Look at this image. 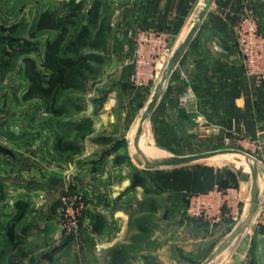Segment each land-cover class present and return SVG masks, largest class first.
Segmentation results:
<instances>
[{
  "label": "crops",
  "instance_id": "1",
  "mask_svg": "<svg viewBox=\"0 0 264 264\" xmlns=\"http://www.w3.org/2000/svg\"><path fill=\"white\" fill-rule=\"evenodd\" d=\"M114 1L118 5L114 14L118 32L110 38L105 69L96 84L83 88V98L79 102L75 99L81 108L71 109L70 123L67 121L58 128L48 142L25 137L27 121L41 112L38 110L37 115L36 109L32 112L20 109L27 90L23 59L26 56L34 58L32 53L24 54L20 59L21 90L11 87L5 91V97L17 99V109H0V256L11 243L25 242L31 249L32 245L42 246V243H51L61 237L56 214L57 191L66 189L69 182L97 185V191L91 192L92 201H88L83 226L90 233L88 227L97 224L98 230L90 234L103 242L105 249L106 243L131 246L133 236L139 233L132 225L141 201L149 195L160 199L156 225L152 220L154 227L150 226L148 230L150 235L144 249L131 252L124 264H146L144 257L147 256L161 258L165 264H176L170 261L169 255L172 244H178L179 236L184 238L183 247L206 243L214 245V250L237 225L227 218L210 231L202 221L189 223L185 218L188 196L209 190L216 183L231 184L225 182L224 170L207 172L205 168L196 167L198 163L156 167L149 173L146 185L131 186L130 172L137 170L138 164L130 149L115 143L122 139L127 125L137 117L138 108L146 103L145 99L146 104L149 103L158 85L153 92L148 86L131 85L129 55L122 49L127 32L124 27L137 24L146 29L165 31L176 51L189 27L206 9L208 0ZM248 10L254 13L259 29L264 33V0L211 1L200 30L151 115L152 137L161 152L171 156L188 155L187 138L209 145L213 140L224 139L235 127L238 131L244 127L248 135H260L264 139V83L246 77L236 48V26ZM186 95L189 105L181 102ZM79 134L82 136L77 144L81 154L74 160L88 164L82 165L80 172L70 178L67 168L55 166V156L51 153L58 151L62 136L74 145ZM114 143L116 145L109 148ZM125 153L130 156L128 165L114 162ZM99 155L101 162L90 164ZM256 161L261 164L264 174V158ZM247 177L251 182L250 169ZM249 192L247 187L245 194L249 196ZM92 194L93 197L98 195L99 200ZM152 205L145 204L139 213L152 214ZM11 225H14L13 241L8 237ZM170 226L176 235L172 240L168 231ZM40 250L38 248V252ZM29 258L33 256L29 255ZM214 264H264V231L248 229Z\"/></svg>",
  "mask_w": 264,
  "mask_h": 264
},
{
  "label": "rangeland",
  "instance_id": "2",
  "mask_svg": "<svg viewBox=\"0 0 264 264\" xmlns=\"http://www.w3.org/2000/svg\"><path fill=\"white\" fill-rule=\"evenodd\" d=\"M77 5L79 6V11L69 22L70 32L65 47L77 44L78 52L76 53L85 54L88 57V61L74 79V84H76L77 88L62 92L60 100L67 102L71 99H78L79 102L83 98V88L88 84H96L98 76L103 73L110 54V38L115 31L118 32V30L115 29L117 17L114 15L117 10V3L114 0H0V109H17V99H15L14 96L12 98L5 97V91L9 90L11 87L21 90L23 86V82H21L23 80V71L20 59L24 54L21 50L23 48L32 49L28 54L32 53L41 66L46 42L49 39L55 38L59 33L54 30H46L36 32L35 37L31 38L30 34L32 31H35L39 15L49 10L55 11L60 17H63L75 9ZM128 28L124 27L123 30L127 31ZM123 30L121 29L122 33ZM163 72L157 81L147 87L151 89L152 92L155 86L160 83ZM26 84L28 88V80H26ZM145 101L147 103L146 99ZM146 103L138 108L137 117L127 125L124 134L122 133V139L115 141V143L125 141L121 146L131 150L138 164V169H133L132 172H130L131 186H133V178L136 171H138L139 176L143 177L145 181L144 185H146V181L150 178L149 173H153L154 169L157 167L149 163L144 153L138 151L134 144L136 134L140 129L142 115L147 106ZM20 109H30V111L36 109L37 115L39 114L38 110H41L38 116L30 119L31 121H27L25 137L28 139H42L43 142H48L50 137L56 134L58 128L64 126L67 121L70 123L73 118V111L71 110L73 108L66 110L61 116L55 117L48 112L46 104L37 99H23V103L20 104ZM151 119L152 117L150 116L146 122L147 124L144 126L145 133L141 139V143L143 144L142 149L145 150V148H147L151 154V158L171 156L161 152V149H159L160 147L155 145L152 137ZM135 122L138 124L137 128L135 127ZM81 136L82 135L79 134V136L74 139V145L76 147L67 143V138L62 136L58 144V151L51 153V155L55 156V166L63 170L67 168L68 172L71 173H69L70 178L72 175H77L80 172L82 165L85 166L88 164L74 160L81 154V147L77 144L80 142ZM115 143L110 145L109 148H113V146L116 145ZM187 143L188 155L223 149H235L249 155V159L233 154L220 155L196 164V167L201 169L205 168L207 172L224 170L225 182L231 183L230 185L236 184L235 186H240L243 190L245 199L249 201L250 195L248 196L245 194L247 187L250 191L249 193H251L250 186L252 184V181L250 182L247 177V171H249L248 162L256 161L250 157V152L244 151L241 146H227L225 145L224 139L213 140L212 144L204 145L197 142L195 138L189 137L187 138ZM129 157V153H125L120 158L115 159L114 162L120 165H128L130 163ZM101 160L99 155L93 163L91 161L90 164L97 165ZM76 166H79V168H76ZM145 174L147 175L145 176ZM238 182H240L242 186ZM95 186L93 183L89 182L86 184H82L81 182L77 184L69 182L66 189L61 188L60 192L57 191L56 214L58 217V225L61 230V237L51 243H42V246L41 244L37 247L32 245L31 249L28 248L29 246L25 242L18 241L14 244L11 243V245H8L9 248L0 256V264H124L131 252L138 253L143 250L146 240L150 235L148 232L150 226L154 227V225H156L155 217L161 207L159 204L160 199L155 195H149L145 196L141 201L142 203H140L138 207L139 212H142L140 210L146 207L145 204H153L152 207L154 208V212L152 214H140L138 212L136 218H133L132 227L138 228L139 233L133 236L131 246H125L124 244L110 246L108 245L109 243H106L105 249L104 243L98 241L96 237L90 234L98 230L97 224L95 223L92 224L91 227H88L90 233L87 231V228L83 226L88 201L92 199L91 192L94 193V191H97ZM260 187H262L259 191L258 209H260V211L257 210L253 222L249 227L251 231L254 228L263 231L264 228V184ZM93 196L92 194V197ZM95 196L96 197L93 198L99 200L98 195ZM73 198H75V200H73ZM72 202H74V205H83L81 214L77 218V227L70 230L63 229L61 225L62 220H65V211L67 206ZM148 207L147 205V208ZM185 218L189 223L190 221L201 222V220L195 219L189 215L187 209ZM152 220L154 225L152 224ZM202 223L206 224L210 231L214 229L213 226L208 223L204 221H202ZM168 231L170 232V239H174L176 235L173 234V228L171 226L168 228ZM183 240L184 238L179 236L178 244L176 242L172 244L171 254L169 255L171 262L175 261L176 264H202L214 251V245H207L206 243L198 247H196L194 243H192L189 248L183 247ZM38 248L41 249L39 252ZM29 255H32L33 258H29ZM124 256L126 257L124 258ZM162 260L163 259L156 257H144L146 264H165Z\"/></svg>",
  "mask_w": 264,
  "mask_h": 264
},
{
  "label": "built area",
  "instance_id": "3",
  "mask_svg": "<svg viewBox=\"0 0 264 264\" xmlns=\"http://www.w3.org/2000/svg\"><path fill=\"white\" fill-rule=\"evenodd\" d=\"M236 48L246 77L264 83V33L260 31L252 11H245L237 23ZM122 49L129 55L132 68L129 79L136 87H146L157 81L174 54L168 33L137 24L128 28ZM181 102L189 105V97L184 96ZM236 128L224 136L225 145L241 146L244 151L250 152L252 159H263L264 139L260 135H248L244 127L241 131ZM247 202L240 186L216 183L209 190L188 196L187 211L193 218L211 226L220 225L227 218L238 223ZM82 208L83 205H74V202L67 206L65 220L61 224L63 229L77 227Z\"/></svg>",
  "mask_w": 264,
  "mask_h": 264
},
{
  "label": "trees",
  "instance_id": "4",
  "mask_svg": "<svg viewBox=\"0 0 264 264\" xmlns=\"http://www.w3.org/2000/svg\"><path fill=\"white\" fill-rule=\"evenodd\" d=\"M78 11L79 6L77 5L75 9L63 17H60L55 11L42 12L38 17L35 31L30 34L31 38L35 37L36 32L46 30H54L59 33L55 38L46 42L41 66L35 58L26 56L23 59L25 76L28 80V88L23 95V99L43 101L48 112L55 117L61 116L70 108L74 110L81 108L75 99H71L68 102L60 100L63 91L77 88L76 84H74V79L88 61V57L85 54L76 53L78 52L77 44L65 47L70 32L69 22L78 14ZM31 50L23 48L21 52L28 54ZM124 143L125 141L119 142L118 146ZM141 184L144 185L145 181L136 171L133 178V186ZM223 185L227 186L228 184L223 183ZM8 237L10 241H13L14 225L10 226Z\"/></svg>",
  "mask_w": 264,
  "mask_h": 264
},
{
  "label": "water",
  "instance_id": "5",
  "mask_svg": "<svg viewBox=\"0 0 264 264\" xmlns=\"http://www.w3.org/2000/svg\"><path fill=\"white\" fill-rule=\"evenodd\" d=\"M211 1L212 0L207 1L206 9H204L200 13L199 17L197 18V21H195L189 27L180 46L174 52L173 56L169 60L163 72L162 79L160 83H158L155 92L151 100L147 104L141 118L140 129L136 134L134 144L138 151L144 153L145 158L149 161V163L157 167L186 166V165L200 163L202 161L209 160L216 156L229 155V154L240 155L242 157L249 159V155L235 149L214 150V151L202 152V153H196V154L184 155V156H160L156 158H151L148 156L147 151L142 149V145H141V139L143 134L145 133V127H144L145 123L152 115L156 105L158 104L166 88L168 87V84L180 60L188 51L189 46L191 45L196 33L200 30L203 20L207 13V9L211 4ZM249 169L251 171V177H252L251 193H250V199L246 203L243 209L242 217L240 221L237 223L235 229L228 236H226L219 242L218 246L214 249L212 254L202 264H214L218 260V258L224 253V251L235 241H237L249 229V227L253 222V219L259 207V191H260V186L264 184V174L262 171L261 164L259 162L249 161Z\"/></svg>",
  "mask_w": 264,
  "mask_h": 264
},
{
  "label": "bare ground",
  "instance_id": "6",
  "mask_svg": "<svg viewBox=\"0 0 264 264\" xmlns=\"http://www.w3.org/2000/svg\"><path fill=\"white\" fill-rule=\"evenodd\" d=\"M146 124H147V123H145V125H146ZM141 145L143 146V144H142V143H141ZM145 150L147 151V154H148V156H149V157H151V156H150L151 154H150V152L148 151V149H147V148H145ZM262 185H263V184H262ZM260 188H262V187H260Z\"/></svg>",
  "mask_w": 264,
  "mask_h": 264
}]
</instances>
